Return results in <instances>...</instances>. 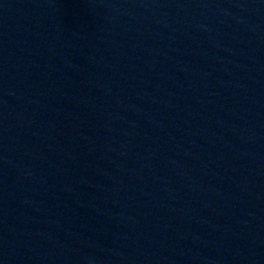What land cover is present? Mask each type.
Masks as SVG:
<instances>
[{"label": "water", "instance_id": "95a60500", "mask_svg": "<svg viewBox=\"0 0 264 264\" xmlns=\"http://www.w3.org/2000/svg\"><path fill=\"white\" fill-rule=\"evenodd\" d=\"M0 264H264V0H0Z\"/></svg>", "mask_w": 264, "mask_h": 264}]
</instances>
